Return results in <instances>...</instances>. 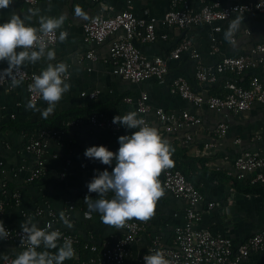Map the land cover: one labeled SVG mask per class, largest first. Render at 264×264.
Instances as JSON below:
<instances>
[{
    "label": "crops",
    "instance_id": "0c3cea01",
    "mask_svg": "<svg viewBox=\"0 0 264 264\" xmlns=\"http://www.w3.org/2000/svg\"><path fill=\"white\" fill-rule=\"evenodd\" d=\"M103 1L117 12L126 9L124 0ZM169 1L134 0L133 12L138 17L149 15L160 21L168 10ZM221 1L236 4L256 0ZM97 14L98 7L91 0H39L33 6L24 4L22 0H0V36L3 40L39 27L63 30L67 34L46 51L29 53L18 49L7 58L0 59L1 68L18 66L52 81L49 89L34 104L28 101L22 84H17L12 90L0 88V191L4 183H9L20 194L19 206H10L0 216V223L21 228L27 223L24 214L37 206H48L61 214L70 205L73 207L70 224L60 226L83 242L100 245L120 233L121 230L113 226L115 217L142 222L143 231L129 246L123 264H139V259L149 253L150 240L154 235H160L163 242L170 245L174 227L184 221L187 203L164 190L162 172L149 169L144 154L126 157L125 152L131 149L132 144L123 134L115 135L107 129H96L88 124L70 129L65 136L67 148L60 151L51 143L45 156V176L29 184L26 178L34 166V158L25 151L23 134L8 127L11 122H38L58 113L90 107L104 108L129 125V120L135 116V107L132 103H125L124 99L146 93L152 109L163 108L168 113L186 111L201 120L199 126L169 134L150 113V126L146 132V138L156 146L165 161L180 169L203 194L204 202L197 209L203 210L206 202L215 204L209 214H203L197 227L228 237L235 246L264 231V183L252 184L251 174H246L242 180L227 176L233 171L234 160L243 151L264 153V104L254 103L250 110L234 115L195 107L169 93L171 81L183 77L196 92L222 95L225 83L233 76L226 73L216 83L204 85L195 81V67L198 63L209 66L223 57L246 54L263 42L264 11L233 18L236 40L230 42V32L223 29L218 37L220 50L217 54L210 52L212 25L178 30L158 23L157 34H167V39L144 45L137 43V47L150 58L159 56L166 59L169 73L164 81L148 80L138 84L111 73L106 61L112 38L100 45L84 41L83 26ZM220 24L225 28L226 23ZM184 37L192 41L199 58L192 59L184 53L178 60L169 61L170 52ZM89 51H94L96 61L85 59ZM58 69L68 73L69 79L60 80ZM254 74L247 71L238 78V82L247 86ZM92 91H99L94 100L81 96V93ZM221 122L228 125V132L219 139L213 130ZM187 135L192 137V141L186 142ZM207 144L213 146L207 148ZM53 154H58L57 159L52 157ZM211 173H218V176L214 178ZM111 184L118 187V192L125 199L119 211L113 209L117 196L109 190ZM43 221L34 219L30 225L38 228ZM6 257L14 258L20 264H45L36 255L19 252L0 239V264ZM241 264H264V252L250 254Z\"/></svg>",
    "mask_w": 264,
    "mask_h": 264
},
{
    "label": "built area",
    "instance_id": "2783aa9c",
    "mask_svg": "<svg viewBox=\"0 0 264 264\" xmlns=\"http://www.w3.org/2000/svg\"><path fill=\"white\" fill-rule=\"evenodd\" d=\"M39 0H22L26 5L33 6ZM98 7V14L87 21L83 26V39L86 43L100 45L109 38V59L111 73L122 80L138 84L143 81H164L169 73L168 62L162 57H148L137 47L138 44H148L160 40H166L167 34H157L156 26L160 23L163 27L185 30L194 26L212 25L211 54L219 53V34L227 29L231 36L230 42H235L233 18L245 15L249 12H263L264 0L246 1L244 3L226 4L221 0H199V8L191 6L189 0H170L167 12L159 21L154 16L138 17L134 14V0H124L126 9L117 12L111 5L103 0H91ZM220 23H226L225 28ZM65 31L39 27L32 32H21L13 37L3 40L0 36V59H5L18 49L33 53L46 51L54 47L59 38H66ZM188 53L190 58L198 59L199 55L193 48L192 41L184 37L180 43L170 52L169 61L178 60L182 54ZM85 59L96 61L94 51H89ZM247 71L255 73L250 78L247 86L238 82V78ZM257 71V72H256ZM229 73L233 76L228 80L220 96L203 95L192 89L190 82L177 77L170 83L169 93L172 96L194 105L206 107L215 112L239 114L251 109L254 103L264 104V41L256 44L243 55L223 57L214 65L203 66L198 63L194 71L196 82L204 85L216 83L221 75ZM60 80L69 79V74L62 69L57 70ZM17 84H22L30 103H37L52 84L49 78L28 71L18 66L0 67V88L12 90ZM99 91L81 93L82 97L94 100ZM125 103L133 104L135 116L128 124L138 133L126 132L116 119H110L103 114H93L88 119V125L96 129H107L113 134H123L129 140L132 147L126 151V157L131 158L137 154L147 157L149 169L162 172V186L175 199L185 201L187 209L184 213V221L173 230L172 243L166 245L160 235L152 236L149 253L139 259V264H241L250 254L264 252V231H260L244 243L235 246L228 237L213 234L209 229L199 228L203 214H209L215 207L213 202H206L203 210L197 207L204 202V196L193 185L184 173L174 168L165 161L157 149L148 142L146 132L150 122L148 116L152 113L163 127L166 133H175L180 130L196 127L201 120L194 114L186 111L180 113H168L163 108H153L148 102V95L141 93L135 98L126 97ZM19 105V104H18ZM12 118L14 115L11 116ZM82 119L70 120L64 123L68 129L82 126ZM228 125L219 123L213 130L216 138L225 137ZM65 131L60 129H43L38 135L32 136L25 144V151L34 158V166L30 170L26 182L33 183L45 176V156L49 145L52 143L62 151L65 145ZM192 141L187 135L186 142ZM238 141H236L237 143ZM207 144L206 147H212ZM52 157L57 159L58 154ZM1 165V163H0ZM264 153L243 151L233 162V171L228 177L242 180L246 174H251L252 184L264 183ZM2 187H5L3 184ZM109 190L116 194L117 202L113 205L115 211H119L125 199L118 192L115 184L109 185ZM5 191L0 192V216H2L8 202ZM12 206H19L20 194L12 193ZM72 206L68 205L61 214L51 207H36L31 212L24 214L26 225L21 228H13L0 223V239L15 245L20 251L32 252L46 245L62 243L69 247L75 257L81 247L91 255L81 261L80 264H123L128 254L129 246L143 231V224L137 220L124 217H115L113 226L121 230L110 240L100 245L92 242H83L76 235L65 231L60 224L69 225L71 221ZM177 216V215H175ZM34 219H44L41 226L34 228L30 222ZM58 260V257L55 258ZM3 264H19L13 258H6Z\"/></svg>",
    "mask_w": 264,
    "mask_h": 264
},
{
    "label": "trees",
    "instance_id": "16d2710c",
    "mask_svg": "<svg viewBox=\"0 0 264 264\" xmlns=\"http://www.w3.org/2000/svg\"><path fill=\"white\" fill-rule=\"evenodd\" d=\"M189 2L193 8H195V9L199 8V4H198L199 0H189ZM212 94H214V93H212ZM93 114H103L104 116H106L110 119H116L115 116L108 113L106 111V109H104V108L90 107V108L85 109V110H71V111H66L64 113L63 112L58 113L49 119H44V120H41L38 122H32V123L27 122V123H20V124H16V122H11L8 125V127L10 129L16 131V132L23 134L24 147H25V144L27 143V141L32 136L38 135V133L43 129H60V130L65 131V135H67V132L70 129H68L64 126V123L66 121L82 119L84 121L83 125H86V124H88V122H87L88 119ZM116 120H118V119H116ZM118 121L123 126L124 131L135 133V134L138 133V131L135 128H133L132 126L127 125L126 123L122 122L121 120H118ZM148 142L151 143L149 140H148ZM152 145L156 148V146L154 144H152ZM65 148H67L66 140H65V145H64L63 151L65 150ZM157 151H158V149H157ZM211 175H212V177L216 178L218 176V173H211ZM33 183H29V184H33ZM234 183L236 184L235 186L237 187L238 183L236 181ZM4 184H5V187H1V191H5V196H6L5 198L8 202V207L6 208V210H7L10 206L13 205V201H12L11 197H12V193L15 192V189L9 183H4ZM237 188H239V187H237ZM246 191L247 190H244L243 192H246ZM6 244H9V243H6ZM10 245L12 247L16 248L15 245H12V244H10ZM16 249L19 252H22L25 254L27 253V254H31V255H36L37 257H39L41 259V261H44L45 264H80L81 261L87 259L91 255V253L89 251L80 247L78 249V255L75 257V255L73 254L71 249L69 247L63 246L62 243H56L52 246L49 244V245L44 246L43 248H40V249L32 251V252H24V251H20L18 248H16ZM56 257H58V260H55ZM6 258H11V257H6ZM6 258H4V259H6ZM14 260H16V259H14ZM16 261H18V260H16ZM18 263L20 264L19 261H18Z\"/></svg>",
    "mask_w": 264,
    "mask_h": 264
}]
</instances>
